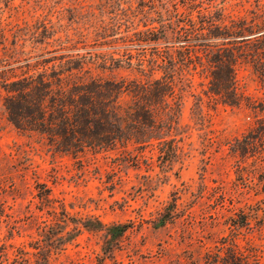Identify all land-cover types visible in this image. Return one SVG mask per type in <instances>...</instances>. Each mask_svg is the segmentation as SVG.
Returning <instances> with one entry per match:
<instances>
[{"label":"rangeland","instance_id":"1","mask_svg":"<svg viewBox=\"0 0 264 264\" xmlns=\"http://www.w3.org/2000/svg\"><path fill=\"white\" fill-rule=\"evenodd\" d=\"M262 14L264 0H0L1 76L52 60L79 65L67 83L159 79L170 83L167 100L178 112L171 161L158 156L156 141L74 158L8 121L0 79V264H35L46 247L48 264H208V255L219 260L227 250L264 264V143L244 154L240 142L262 116L258 73L242 57L235 62L243 98L229 106L207 93L201 48L183 63L177 44L166 53L162 41L129 42L162 25L205 34L211 23L250 25ZM109 55L121 61H104ZM133 101L120 94L122 108ZM95 220L106 228L84 227ZM121 224L125 231L111 241L108 229Z\"/></svg>","mask_w":264,"mask_h":264},{"label":"trees","instance_id":"2","mask_svg":"<svg viewBox=\"0 0 264 264\" xmlns=\"http://www.w3.org/2000/svg\"><path fill=\"white\" fill-rule=\"evenodd\" d=\"M259 17L260 22L250 25L245 20L231 21L229 27L211 23L205 34L201 32L202 27L162 25L156 30L137 32L139 37L129 42L142 47L162 41L166 53L177 44L174 51L183 63L191 60L194 48H201L209 66L207 93L223 104L239 106L243 97L237 91L234 71L239 58L251 63L264 84V14ZM193 31L197 32L191 34ZM215 39L220 43H213ZM125 55L131 60L130 52ZM108 58L115 60L109 55L104 61ZM165 59L168 63L165 65L166 73L170 74L174 59L170 56ZM71 60H66L67 64ZM51 61L30 65L20 75L8 74L7 71L2 72V76L0 74L6 92L3 107L8 121L17 129L36 133L55 152L74 158L86 151H111L117 146L125 148L132 145L143 149L152 146L154 141L162 160L171 161L177 156L171 134L177 124L178 112L167 100L173 94L169 82L155 79L143 84L124 85L123 81L90 79L67 83L79 65L59 68V65H50ZM156 61L151 58L152 63ZM123 92L134 97V101L125 108L119 105ZM159 107L163 110L160 114ZM258 110L262 116L240 140L244 154L257 143H264V103H259ZM84 227L102 230L106 225L95 220ZM125 229L124 224L111 226L107 231L110 240L122 235ZM50 252V247L41 249L35 264H48ZM254 256L242 252L233 254L227 250L219 260L218 255H208L206 263L215 264L221 260V264H251Z\"/></svg>","mask_w":264,"mask_h":264}]
</instances>
